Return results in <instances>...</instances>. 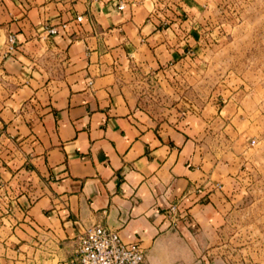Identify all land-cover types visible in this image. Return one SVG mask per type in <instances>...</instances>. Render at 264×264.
Returning <instances> with one entry per match:
<instances>
[{
	"label": "crops",
	"instance_id": "0c3cea01",
	"mask_svg": "<svg viewBox=\"0 0 264 264\" xmlns=\"http://www.w3.org/2000/svg\"><path fill=\"white\" fill-rule=\"evenodd\" d=\"M216 2L0 0V264H68L93 225L140 243L143 264H224L213 247L241 136L232 122L215 134L196 114L152 115L126 85L200 64L231 28Z\"/></svg>",
	"mask_w": 264,
	"mask_h": 264
},
{
	"label": "rangeland",
	"instance_id": "374dc122",
	"mask_svg": "<svg viewBox=\"0 0 264 264\" xmlns=\"http://www.w3.org/2000/svg\"><path fill=\"white\" fill-rule=\"evenodd\" d=\"M216 4V19L231 28L200 64L186 67L182 75H149L126 85L138 106L152 115L171 109L196 114L215 134L223 123L234 124L242 138L243 163L231 183L233 208L213 249H219L224 264H264V0ZM220 136L210 146L222 152L229 134Z\"/></svg>",
	"mask_w": 264,
	"mask_h": 264
},
{
	"label": "built area",
	"instance_id": "2783aa9c",
	"mask_svg": "<svg viewBox=\"0 0 264 264\" xmlns=\"http://www.w3.org/2000/svg\"><path fill=\"white\" fill-rule=\"evenodd\" d=\"M122 10L123 7L119 6ZM78 22L81 21L77 17ZM64 30L65 24L60 25ZM46 35H56L57 27H50ZM17 44L13 34L7 36L4 43V54L9 55L16 51ZM166 219L171 226L185 217L177 205H170L166 211ZM144 249L138 242H124L118 232L101 225H93L77 237L74 256L68 264H143Z\"/></svg>",
	"mask_w": 264,
	"mask_h": 264
}]
</instances>
